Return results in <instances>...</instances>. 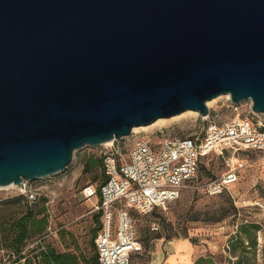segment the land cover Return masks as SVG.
Here are the masks:
<instances>
[{
  "label": "water",
  "instance_id": "1",
  "mask_svg": "<svg viewBox=\"0 0 264 264\" xmlns=\"http://www.w3.org/2000/svg\"><path fill=\"white\" fill-rule=\"evenodd\" d=\"M221 93L264 112V0H0V185Z\"/></svg>",
  "mask_w": 264,
  "mask_h": 264
},
{
  "label": "rangeland",
  "instance_id": "2",
  "mask_svg": "<svg viewBox=\"0 0 264 264\" xmlns=\"http://www.w3.org/2000/svg\"><path fill=\"white\" fill-rule=\"evenodd\" d=\"M224 98L220 96L210 105L213 110L210 117L188 113L149 128H138L133 134L120 137L115 144L119 142L127 146L141 136L152 140L166 136L197 137L202 134L210 119L221 121L235 115L237 110L224 105ZM248 108V103L242 102L238 110L247 114L250 113ZM105 144H87L75 149L74 163L57 173L30 179L26 185H0V214L7 217V231L13 232L10 218L21 205L25 208L27 203L32 204L36 209L45 206L51 226L56 228L48 236V242L60 251L72 250L86 255L90 258V264H93L92 256L97 251L94 233L97 231L98 234L102 228L103 214L101 210L89 211L98 197L84 199L80 189L86 182H99L103 178L101 167L88 168L87 161L93 152L98 156L102 155ZM241 154L247 157L246 166L241 169L238 180L222 191L211 193L201 185L226 168V154L210 152L202 157L197 176L181 190L177 198L153 212L139 213L133 210L143 248L133 255L130 264H173L183 261L193 264L202 254H216L234 264L235 257L228 250L229 238L243 220L261 225L259 241L262 242L264 151L250 150ZM195 183L199 186L192 185ZM30 189L37 193L36 198L28 195ZM182 239L188 242L183 243L184 251L179 252L188 254L186 258L176 255V244ZM32 240L34 238L24 246L26 256L32 254L31 248H26L34 242ZM12 250L9 245L0 244V264H12L16 261ZM174 256H177L176 261ZM257 260L258 264H264L260 254Z\"/></svg>",
  "mask_w": 264,
  "mask_h": 264
},
{
  "label": "built area",
  "instance_id": "3",
  "mask_svg": "<svg viewBox=\"0 0 264 264\" xmlns=\"http://www.w3.org/2000/svg\"><path fill=\"white\" fill-rule=\"evenodd\" d=\"M223 96V104L237 110L235 115L221 121L210 119L197 137L166 136L152 140L141 136L127 146L115 144L119 138L108 144L104 142L105 180L100 186L86 182L80 189L84 199L98 197L89 211L101 210L103 214V225L95 238L99 264H130L132 254L143 247L133 210L149 213L177 198L197 176L204 155L226 154L225 170L201 184L216 193L240 177L241 169L247 164V157L241 152L264 151V112L253 110L252 99L236 102L230 93ZM242 102L248 103L250 113L242 114L238 110ZM209 108V113L202 116H211L213 110L210 105ZM28 181L22 183L26 185ZM28 195L37 197L31 189ZM55 230L50 225L47 233L26 248L37 242L45 247L44 239ZM12 264L38 263L35 260L27 263L25 257H21Z\"/></svg>",
  "mask_w": 264,
  "mask_h": 264
},
{
  "label": "trees",
  "instance_id": "4",
  "mask_svg": "<svg viewBox=\"0 0 264 264\" xmlns=\"http://www.w3.org/2000/svg\"><path fill=\"white\" fill-rule=\"evenodd\" d=\"M87 165L88 168L101 167V171L104 173L103 178L99 182H93L100 186L106 178L103 170L102 155L98 156L94 152L91 153ZM6 218L4 214H0V244H6L13 248L12 255L15 254V260L25 257L27 263L35 260L38 264H90V258L86 255L72 250H58L48 242V237L44 239L45 247L40 242H37L33 246L28 247L31 248L32 254L26 256L25 252H23L26 243L32 238H34L32 241H35L49 231L51 223L47 207L43 206L36 209L34 205L27 203L26 207L22 208L21 205L10 218L12 220L11 228H14L12 233L10 230L7 231ZM260 229L261 225L253 221L243 220L238 224L228 243V250L235 257L234 264H258L257 258L259 254L264 259V238L262 242L259 241ZM94 234L97 236V231ZM139 251L134 252L132 258ZM92 260L93 264H99L98 251L92 256ZM193 264L231 263L216 254H202L194 260Z\"/></svg>",
  "mask_w": 264,
  "mask_h": 264
},
{
  "label": "bare ground",
  "instance_id": "5",
  "mask_svg": "<svg viewBox=\"0 0 264 264\" xmlns=\"http://www.w3.org/2000/svg\"><path fill=\"white\" fill-rule=\"evenodd\" d=\"M224 93H221V94H219V95H217V96H215V97H213V98H211V99H208V101H207V103L209 104V105H211L214 101H216L220 96H222ZM188 113H192V114H198L199 113V111L198 110H196V109H191V108H189V109H186V110H184V111H182V112H180V113H176V114H173V115H171V116H163V117H159V118H157L156 120H154L153 122H151V123H148V124H142V125H136V126H134L133 127V131H136L138 128H149V127H151V126H153V125H156V124H161V123H164V122H166V121H169L170 119H172V118H175V117H178V116H182V115H185V114H188ZM111 141H112V139H110V140H108V141H105V143H111Z\"/></svg>",
  "mask_w": 264,
  "mask_h": 264
},
{
  "label": "crops",
  "instance_id": "6",
  "mask_svg": "<svg viewBox=\"0 0 264 264\" xmlns=\"http://www.w3.org/2000/svg\"><path fill=\"white\" fill-rule=\"evenodd\" d=\"M90 208H91V206H90ZM185 242H188V241L185 240V239H182V240H180V242H178V244H176V251H177L176 255H178L179 257L183 255V256H185L184 258H186L187 255H188V254H185V253H181L182 250H183V243H185ZM179 251H181V252H179ZM187 253H188V251H187ZM173 259L176 261L177 260V256H174ZM187 263H186V261H183L181 263H173V264H187ZM169 264H171V263H169Z\"/></svg>",
  "mask_w": 264,
  "mask_h": 264
}]
</instances>
